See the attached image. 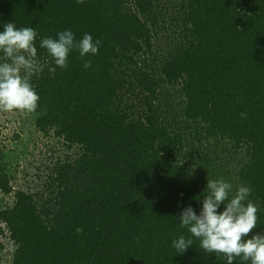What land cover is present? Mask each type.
<instances>
[{
    "label": "trees",
    "instance_id": "16d2710c",
    "mask_svg": "<svg viewBox=\"0 0 264 264\" xmlns=\"http://www.w3.org/2000/svg\"><path fill=\"white\" fill-rule=\"evenodd\" d=\"M7 22L34 28L47 61L31 80L36 112H12L53 154L75 150L54 158L39 192L14 190L0 150L12 264H225L179 227L220 177L251 187L248 238L264 233V0H0V31ZM66 30L99 40L98 53L74 49L56 66L40 42ZM181 235L194 244L178 254Z\"/></svg>",
    "mask_w": 264,
    "mask_h": 264
},
{
    "label": "clouds",
    "instance_id": "9594fccd",
    "mask_svg": "<svg viewBox=\"0 0 264 264\" xmlns=\"http://www.w3.org/2000/svg\"><path fill=\"white\" fill-rule=\"evenodd\" d=\"M84 0H77L82 4ZM37 31L32 27L17 28L14 22L4 24L0 31V51L5 59L0 62V111L35 113L40 100L31 83L32 77L41 73L47 64L37 54L35 40ZM101 42L85 34L79 42L70 30L57 33V38L44 37L40 48L46 49L54 64L61 69L68 67L72 50L79 55L98 53ZM92 61L85 60L83 67H91ZM54 77L55 67H48ZM207 195L203 196L199 215L191 206L179 216V227L186 228L191 237L199 240V247L208 254L225 257V264H264V233L249 235L257 228L259 206L249 200L252 189L239 185L233 193V185L223 177L207 179ZM230 193H233L230 197ZM221 205L224 209L220 211ZM194 244V239L183 235L172 241L178 254H183Z\"/></svg>",
    "mask_w": 264,
    "mask_h": 264
},
{
    "label": "rangeland",
    "instance_id": "374dc122",
    "mask_svg": "<svg viewBox=\"0 0 264 264\" xmlns=\"http://www.w3.org/2000/svg\"><path fill=\"white\" fill-rule=\"evenodd\" d=\"M22 117L24 114L0 111V150H5L8 155L7 168L14 190L31 189L33 192H39L43 189L46 169L51 166L54 158L69 157L74 155L75 150L57 148L53 154L50 149H55L51 139L38 137L32 133L26 134L25 131L29 133L30 129L25 127L26 124L23 125ZM228 156L229 167L237 165L241 160V157L237 158L233 153ZM13 196L0 192V213L13 206ZM2 227L4 231H0V241L4 244V250L0 254V264H12L15 246L3 224Z\"/></svg>",
    "mask_w": 264,
    "mask_h": 264
}]
</instances>
